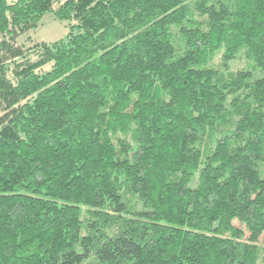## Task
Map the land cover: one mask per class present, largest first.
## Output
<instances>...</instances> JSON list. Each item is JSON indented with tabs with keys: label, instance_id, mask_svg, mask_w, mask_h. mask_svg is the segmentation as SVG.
Instances as JSON below:
<instances>
[{
	"label": "trees",
	"instance_id": "16d2710c",
	"mask_svg": "<svg viewBox=\"0 0 264 264\" xmlns=\"http://www.w3.org/2000/svg\"><path fill=\"white\" fill-rule=\"evenodd\" d=\"M262 234L264 0H0V264H264Z\"/></svg>",
	"mask_w": 264,
	"mask_h": 264
},
{
	"label": "rangeland",
	"instance_id": "374dc122",
	"mask_svg": "<svg viewBox=\"0 0 264 264\" xmlns=\"http://www.w3.org/2000/svg\"><path fill=\"white\" fill-rule=\"evenodd\" d=\"M15 2L17 0H8ZM69 23L61 21L56 18L53 13H47L38 28L29 31L20 37L19 43L24 44L26 47H30L37 42H54L61 38H64L69 32ZM229 66L232 69H241L245 66V63L241 60H233L229 62ZM141 204L139 208H141ZM235 225L244 229L246 237H249L250 233L245 224L235 221ZM260 242L264 245V234L260 238Z\"/></svg>",
	"mask_w": 264,
	"mask_h": 264
}]
</instances>
